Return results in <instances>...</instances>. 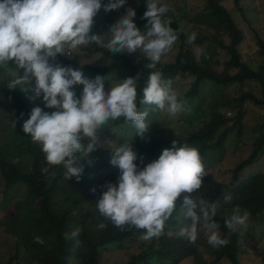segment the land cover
Listing matches in <instances>:
<instances>
[{
  "label": "trees",
  "instance_id": "1",
  "mask_svg": "<svg viewBox=\"0 0 264 264\" xmlns=\"http://www.w3.org/2000/svg\"><path fill=\"white\" fill-rule=\"evenodd\" d=\"M108 0H102V4H107ZM128 7L135 10L134 23L142 31L146 32L147 21L143 19L146 11V0H127L126 4L119 10L105 12L103 7L94 17L92 26L93 33L101 36L109 30L119 17L125 14ZM166 19L171 21L172 27L178 34L179 44L176 47L172 61H161L157 65V70L163 73L165 79H170L173 85L178 79H191L189 86L183 93H178V98L188 103L191 99L200 97L205 88L209 89V95L219 94L229 86H235L240 91L238 95L226 98L220 97L216 105H199L206 103L204 96L199 102L196 115L204 114L205 122L194 131H187L182 125L179 132L172 136L162 135L163 124L160 122V111L154 106L140 103L143 98V89L146 86L150 71L146 68L149 63L144 56L136 58L127 53L113 55L108 50L96 44L82 48L88 52V56L100 54L105 58L103 64H79L78 54L72 53L69 56L57 55L55 63L61 66L71 67L83 72L84 76L89 74L92 77L102 75L108 81L132 77L136 80L137 87V107L139 111L147 109L148 116L146 122L149 129L158 126L161 131L156 138L153 137L149 144L144 147L137 145L139 140L132 141L133 150L137 153V163L139 168L158 159L162 150L170 148L172 141L177 140L180 145L187 143L190 147L198 149L204 165L205 176L201 189L195 195L204 197L209 202L222 201L215 217L219 224V233L228 243L219 248H213L207 242L204 230L199 233V238L195 244L187 240L176 237V232L185 223L182 216H179V202L177 211L165 223L161 235L152 238L147 243H140V252L131 255L125 264H198L202 257L207 254L214 258L210 264H244L243 259H250L251 255H245L249 248L255 250L259 255L255 256V264H264V248L258 250L257 241L259 234L264 236V171H254L252 164L259 159L264 152V132L261 128L255 131L261 133L253 143L251 153L239 162L233 169L228 181L215 180L207 169L208 150L221 146L223 135L218 140L212 142L219 125H223L229 117L225 115L226 110L232 109L235 112L234 118L238 124L237 131L241 132V118L244 116V105L246 100H250L257 108L264 111V40L256 36L258 48L263 50L259 58H244L240 52L239 42L243 33L238 28V24L229 10L223 6L219 0H205L200 10L195 13L192 20V29L196 34L194 45L203 48L206 55L199 54L194 47L187 43L186 35L178 25L176 19ZM223 26L222 32L220 27ZM224 49L228 59L225 60L226 69L217 71L209 57L212 50L217 53ZM12 68L14 65L9 64ZM236 69L230 73L229 69ZM0 81V110L8 109L9 123H4V130L9 126L10 131L5 133V145L10 149L30 154V159L26 171H22L15 158H8L0 148V182L3 184L1 193L3 197L11 198L13 203L5 213L7 217L0 220V226L8 225L15 234V252L5 254L0 257V264H18L14 259L18 258V247L20 239H26L25 233L34 240L35 237L43 239L44 243L39 244L49 256L56 260V264H102L100 258L105 250H112L121 246L126 241H133L143 234V230L121 231L105 221L99 214L96 202L101 197L106 183L116 184L120 175L119 169L110 163L113 155L112 148L97 147L83 158L84 171L79 179L71 177L65 179L64 168L62 166H52L48 172L42 173V167H48L44 154L40 147L32 142L31 137L23 132V123L29 118L33 107L39 106L46 112L55 109L46 108L44 102L32 106L35 94L20 90V87L9 89L5 75ZM12 79V78H11ZM110 79V80H112ZM120 78L118 81H123ZM109 80V81H110ZM34 82V81H32ZM108 83V82H107ZM253 84L260 91H243L245 84ZM80 85L74 86L76 92ZM29 95H28V94ZM209 97V96H208ZM184 107L188 109V105ZM200 110V111H199ZM2 112V111H1ZM183 113V111H181ZM200 112V113H199ZM186 119L187 114H184ZM15 122V123H14ZM120 122H114L118 125ZM8 124V125H7ZM7 126V127H6ZM264 126V125H262ZM12 128V131H11ZM115 127L110 128V130ZM143 158L141 163L140 158ZM90 161V163H89ZM25 187L22 194L19 192ZM95 189V191H92ZM231 195L230 203H224V196ZM239 207L241 214L245 211L249 213L246 224L239 227L235 232L225 227V219L233 214V210ZM4 214V215H5ZM6 216V215H5ZM104 222L105 229H99L97 224ZM80 228L79 240L82 242L79 247H75V241L66 239L65 233H70L73 229ZM258 237V238H257ZM204 247V250L201 248ZM25 258L28 255L25 253ZM194 260H193V259ZM28 264H32L30 260Z\"/></svg>",
  "mask_w": 264,
  "mask_h": 264
},
{
  "label": "clouds",
  "instance_id": "2",
  "mask_svg": "<svg viewBox=\"0 0 264 264\" xmlns=\"http://www.w3.org/2000/svg\"><path fill=\"white\" fill-rule=\"evenodd\" d=\"M127 0H0V69L12 74L9 89L35 81L32 91L35 98L42 99L46 108L33 107L29 118L23 123V132L37 144L45 157L48 167L64 168L65 179L80 178L84 171L81 163L85 156L97 147L98 133L110 127V121L123 118V123L135 129L142 139L149 129L146 122L147 109L137 107L136 80L132 77L114 81L105 90L106 77L97 75L87 78L80 70L55 63L56 56H69L82 48L96 44L113 55L127 52L142 55L149 61L150 71L143 98L140 103L154 106L155 110L176 117L184 110L182 102L172 88V81L165 79L157 70L162 57L168 53L178 39L176 31L166 19L167 4L160 0H146L143 19L147 21L146 32L134 23L136 12L128 7L125 14L113 23L105 41L99 33L92 32L94 17L103 7L105 12L119 10ZM196 39L193 33L187 38L192 44ZM199 54L206 55L203 48ZM14 67L9 68V64ZM23 70V75H18ZM82 85V92L76 96L74 86ZM15 123V122H14ZM88 140L87 145L84 144ZM113 155L110 163L119 169L118 182L106 183L101 197L96 202L99 214L121 231L143 230L141 239L150 241L158 238L165 223L177 211L185 223L176 232V237L195 244L199 233L204 230L207 242L213 248L225 246L228 241L219 233L215 217L220 202H209L195 193L201 189L205 176L204 165L198 149L187 143L180 145L172 141L158 159L139 168L135 161L138 156L133 150L132 141L116 146L111 144ZM143 163V158H140ZM90 163V161H89ZM92 191H95L93 189ZM231 195L224 196V203L231 202ZM249 213L241 214L237 206L224 223L235 232L246 224ZM99 229L107 224L100 222ZM81 229L75 228L65 233L66 239H78ZM36 243L43 244L40 237Z\"/></svg>",
  "mask_w": 264,
  "mask_h": 264
},
{
  "label": "rangeland",
  "instance_id": "3",
  "mask_svg": "<svg viewBox=\"0 0 264 264\" xmlns=\"http://www.w3.org/2000/svg\"><path fill=\"white\" fill-rule=\"evenodd\" d=\"M219 2L223 6H225L227 10H229L231 15L237 22L238 28L243 33L242 39L239 42V48L242 56L246 59L248 57L256 59L259 58L262 55L263 50L258 48V38L256 36H259L262 40H264V0H219ZM160 3L168 5L169 11L166 13V15L169 18L176 19L178 25L184 31L186 38L194 33L191 26L193 22L192 20H190V18L195 15L198 9L200 10L202 5L205 3V0H160ZM220 30L222 32H225L223 30V26L220 27ZM107 32L108 31H106L101 36L105 41L107 40L109 35ZM178 44L179 40L177 39L172 49L162 57L161 61H172ZM190 45L194 47V50L196 52L198 51V48L194 45V43ZM75 53L78 54L77 62L79 64L87 63L101 65L106 61L102 55L94 54L88 56V52L82 49L78 50ZM129 55L136 58L143 56L140 50H137V53H131ZM209 59L211 63H215L213 67L217 71H223L224 69H226L227 65L225 64V60L228 59V56L224 49H220L218 53L216 50H212ZM9 68H11V66H9ZM235 71L236 69H229L230 73H234ZM4 75L5 77H7L5 78V80H7L6 82L8 85V82L11 80V78H13L12 74L10 72H5L4 69H0V81L3 80L2 77ZM18 75L22 76L23 70H20ZM85 77L90 79L94 78L89 74L85 75ZM120 78L124 79V76H120L119 79ZM110 79L112 78L109 77L108 81L105 80L106 91L109 90L110 84L112 82L119 80L118 78H114L112 80ZM190 80V78L178 79L175 85H173V90L176 92V94L183 93L189 86L188 84ZM34 83L35 81L25 85V88L27 89L26 91L22 90L21 88L20 90L25 92L30 91V93L35 94L32 91ZM82 88L83 86L80 85V87L76 91L77 97L80 96ZM243 91H254L256 93H259L260 89L253 84L247 83L244 85ZM239 92L240 91L236 90L235 86H229L225 91H221L219 94L209 95V89L205 88L200 97H196L195 99L193 98L188 101V103L183 101L184 104L186 103V105H188V109L184 107L183 110V113L188 115L186 116V119L184 118L182 112H180L176 117H170L166 113L160 112V122L163 124L162 131L164 130L162 135H175L181 130L182 125L186 128V132L194 131L198 127L203 125L206 117L204 116V114L196 115L198 111V109L196 110V106L200 101L202 102V98L204 96L207 98L206 103H200L199 105L205 106L206 104H208L212 106L216 105L219 102L221 95L229 98L231 96L238 95ZM249 101L250 100H246V103L244 105L245 113L241 118V125L243 127V130H241V132L237 131L238 124L235 123L236 120L234 118V115L236 111L228 109L226 110L225 115L229 117V120H227L223 125H219L215 135L212 137V142L216 141L219 139L222 133L225 132V134L222 136L223 140L221 142V146L213 150H208L207 169L215 180L228 181L231 174L230 170L233 169L239 162H241L251 153L253 149V143L255 142L256 138L260 136L261 133L255 131L256 128H261V131L264 132V126H262L264 125V111H262L260 108H257V106ZM42 102L43 99L41 95L40 98L33 99L32 106H35V104H41ZM7 113L12 114V112H10L8 109L0 110V148L1 150H3V152H5L6 157H14L19 168L25 172L28 165L27 163L30 159V154L23 153L21 151H17L16 153L14 150L5 145V139L7 136L6 132L10 131V129L9 126H6L7 128L4 130V124H1V121L4 123H9L6 116ZM118 121L120 122L118 125H114V122L110 121V127H106L99 131V139L97 143L99 147L112 148L111 144L113 146H116L125 141L131 142L137 141L139 139L140 140L137 145L142 146L143 144V146L146 147L153 137H155L156 135L158 137V135L161 133L158 126H153L152 128L148 129V131L144 134V138L142 139L139 135L135 134L134 128L123 123V118ZM112 127H115V129L110 130V128ZM87 143H89V141L86 139L84 141V144L87 145ZM251 168H253L254 171H264V152H262L257 162L255 161L252 164ZM2 186L3 184L0 182V220H4L5 217H7V214L5 213L8 211L10 205L14 201L13 196L10 199L5 198L8 196L3 197V194L1 193ZM23 190H25V187L22 185L19 195L22 194ZM221 202L222 201H220V205ZM188 223H190V221ZM10 229L11 227L8 225L0 226V257H4L3 259H5V254H13L16 249L15 234ZM26 234L27 231L25 233L26 239L18 240V258L14 259V262L18 264H28L31 260L32 264H56V260L52 256H49L48 252L41 248L38 243L33 241V239ZM141 236L133 241H126L124 245H118L117 248H114L112 250H105L104 252H102V257L100 258L101 263L125 264L130 259L131 255H136L140 252V248H138L140 243L148 242L141 239ZM259 236L260 238L257 237L259 239L257 241V247L259 251H262L261 249L264 248V236H262L261 234H259ZM201 250H204V247H202ZM25 253L28 255L27 258H25ZM245 255L251 256L250 259H243L244 264H255L254 255L259 257L260 254H258L252 248H249L248 252ZM213 260L214 258L205 254L202 257V260L198 262V264H210L213 263ZM191 264H194L193 261Z\"/></svg>",
  "mask_w": 264,
  "mask_h": 264
}]
</instances>
